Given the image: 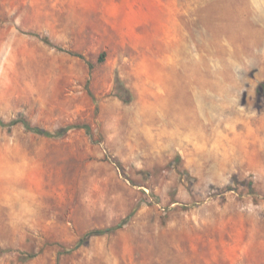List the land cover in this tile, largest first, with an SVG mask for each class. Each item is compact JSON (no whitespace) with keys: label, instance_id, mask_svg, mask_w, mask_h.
<instances>
[{"label":"rangeland","instance_id":"rangeland-1","mask_svg":"<svg viewBox=\"0 0 264 264\" xmlns=\"http://www.w3.org/2000/svg\"><path fill=\"white\" fill-rule=\"evenodd\" d=\"M259 82L264 0H0V118L91 127L0 126V264H264Z\"/></svg>","mask_w":264,"mask_h":264},{"label":"trees","instance_id":"trees-1","mask_svg":"<svg viewBox=\"0 0 264 264\" xmlns=\"http://www.w3.org/2000/svg\"><path fill=\"white\" fill-rule=\"evenodd\" d=\"M46 40H48V39H46ZM69 52L73 55L82 56L80 53H77V52H73V51H69ZM104 55H105V53H102L100 60H103ZM256 92H257L258 98L260 100H262V99L264 100V82L258 83L257 88H256ZM118 96L122 100H124L125 102H129L133 98L132 94L126 89H123V92H121V91L118 92ZM19 123L22 124L27 130H30L32 132H35V133L43 135V136L52 137V138H59V137L63 136L71 128H84L88 133H90V130H91V127L86 123L85 124H73V125H69L67 127L60 128V129L55 130V131H51L45 127H42V126H39L36 124H32L31 121L28 120L24 116H19V117L11 119L9 121H5L2 118H0V126L1 127H12V126L19 124ZM248 185L250 187H252V182H249ZM129 217L130 216H128L121 223H119L115 226L100 228V229H93V230L88 231L84 235V237L82 239H80V241L77 243V245L86 244L89 241V238L91 236L105 234V233H111V232L115 231L117 228H120L125 223H127L129 220Z\"/></svg>","mask_w":264,"mask_h":264}]
</instances>
